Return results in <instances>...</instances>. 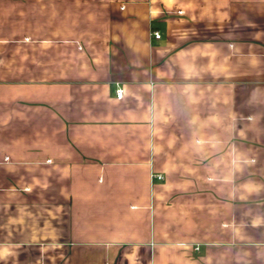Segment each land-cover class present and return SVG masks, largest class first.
I'll return each instance as SVG.
<instances>
[{
  "label": "crops",
  "instance_id": "obj_1",
  "mask_svg": "<svg viewBox=\"0 0 264 264\" xmlns=\"http://www.w3.org/2000/svg\"><path fill=\"white\" fill-rule=\"evenodd\" d=\"M0 264H264V0H0Z\"/></svg>",
  "mask_w": 264,
  "mask_h": 264
},
{
  "label": "built area",
  "instance_id": "obj_2",
  "mask_svg": "<svg viewBox=\"0 0 264 264\" xmlns=\"http://www.w3.org/2000/svg\"><path fill=\"white\" fill-rule=\"evenodd\" d=\"M150 35L153 37V38H156V39H158V38H160V32L158 31V30H151V33H150ZM115 94L118 96V97H121V95H122V89L121 88H119V87H117L116 89H115ZM152 177H154V178H157V179H161L162 178V175L161 174H155V175H152ZM195 249H198V247H195Z\"/></svg>",
  "mask_w": 264,
  "mask_h": 264
}]
</instances>
